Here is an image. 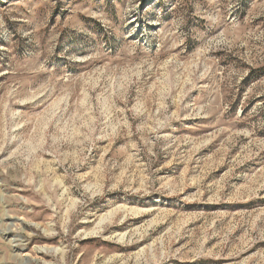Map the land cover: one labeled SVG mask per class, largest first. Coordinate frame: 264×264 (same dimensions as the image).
<instances>
[{"label": "rangeland", "instance_id": "rangeland-1", "mask_svg": "<svg viewBox=\"0 0 264 264\" xmlns=\"http://www.w3.org/2000/svg\"><path fill=\"white\" fill-rule=\"evenodd\" d=\"M0 264H264V0H0Z\"/></svg>", "mask_w": 264, "mask_h": 264}]
</instances>
